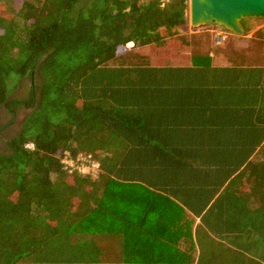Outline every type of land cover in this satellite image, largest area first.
I'll return each mask as SVG.
<instances>
[{"label":"trees","instance_id":"16d2710c","mask_svg":"<svg viewBox=\"0 0 264 264\" xmlns=\"http://www.w3.org/2000/svg\"><path fill=\"white\" fill-rule=\"evenodd\" d=\"M185 1L0 0V264H264V65L135 52Z\"/></svg>","mask_w":264,"mask_h":264},{"label":"rangeland","instance_id":"374dc122","mask_svg":"<svg viewBox=\"0 0 264 264\" xmlns=\"http://www.w3.org/2000/svg\"><path fill=\"white\" fill-rule=\"evenodd\" d=\"M173 1L160 0L161 7ZM185 3V26L177 28L176 35L170 37L164 46L151 45L138 49L135 51L138 55L146 56L151 64L163 66H186L190 56L197 54H209L217 65L240 61L264 65V39L263 36H256L264 28V18L243 20V26L248 25V29H243V34L239 36L213 23L194 28L189 23V0ZM132 47V44L126 45L127 50H132Z\"/></svg>","mask_w":264,"mask_h":264},{"label":"water","instance_id":"95a60500","mask_svg":"<svg viewBox=\"0 0 264 264\" xmlns=\"http://www.w3.org/2000/svg\"><path fill=\"white\" fill-rule=\"evenodd\" d=\"M263 18L264 0H189V23L194 28L213 23L239 36L243 20Z\"/></svg>","mask_w":264,"mask_h":264},{"label":"flooded vegetation","instance_id":"af4514ba","mask_svg":"<svg viewBox=\"0 0 264 264\" xmlns=\"http://www.w3.org/2000/svg\"><path fill=\"white\" fill-rule=\"evenodd\" d=\"M25 83H21L16 97L25 95ZM13 96V95H12ZM15 97V96H13ZM21 97V98H22ZM27 114V109L24 105L19 106L16 109H8L4 105L0 109V153H5L8 150L7 142L14 137L20 130L21 124Z\"/></svg>","mask_w":264,"mask_h":264},{"label":"built area","instance_id":"2783aa9c","mask_svg":"<svg viewBox=\"0 0 264 264\" xmlns=\"http://www.w3.org/2000/svg\"><path fill=\"white\" fill-rule=\"evenodd\" d=\"M61 163L70 174L76 172L80 175L90 174L95 177L99 172L98 163L89 154L72 157L69 153L65 152Z\"/></svg>","mask_w":264,"mask_h":264},{"label":"crops","instance_id":"0c3cea01","mask_svg":"<svg viewBox=\"0 0 264 264\" xmlns=\"http://www.w3.org/2000/svg\"><path fill=\"white\" fill-rule=\"evenodd\" d=\"M241 26H242L243 29H248V25H246V27L243 26V25H241Z\"/></svg>","mask_w":264,"mask_h":264}]
</instances>
